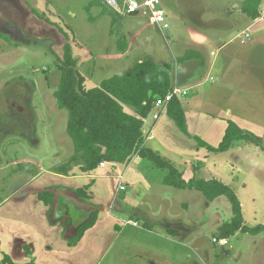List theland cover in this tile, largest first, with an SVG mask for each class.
Listing matches in <instances>:
<instances>
[{
    "label": "rangeland",
    "instance_id": "1",
    "mask_svg": "<svg viewBox=\"0 0 264 264\" xmlns=\"http://www.w3.org/2000/svg\"><path fill=\"white\" fill-rule=\"evenodd\" d=\"M206 1L208 0H161L166 12V22L169 24V28L164 31H160L142 13H117L103 3L101 6L100 0H42V5L37 1L36 10L31 12L38 21H42L48 36L53 37L52 41L34 36L36 34L28 35L20 29L18 34L10 31L8 25L4 26L0 30L2 38L0 40V100L4 98L6 88L19 83L33 89L31 99L33 106L30 107L25 93L18 89L23 95L25 113L18 115L19 123H15L17 130L8 133L0 131V202L11 194L14 187L29 179L34 173L42 169L55 170L63 164H69L74 153V144L66 133L68 112L59 109L53 94L60 79V71L56 64L60 57L56 55L59 56L57 49L62 43L66 41L70 44L76 43L79 48L88 47L90 52L95 54L91 63L82 65L84 72L93 69L91 81L95 84L94 87L99 86L102 80L130 69L139 56L150 57L159 64L164 59L167 60L172 64L171 77H174L176 66L174 55L177 50L173 36L176 35L175 33L186 36L187 28L184 29V24L188 21L194 23L185 15L179 18L178 16L186 6H199ZM217 3L216 1L215 4ZM225 3H230L228 7H232L229 0H222V8L227 6ZM263 3L264 0L262 5ZM199 9L193 7L190 11ZM206 12L209 13L211 10ZM36 13L42 17H38ZM235 13H238V10ZM134 31L137 32L138 37L132 45L134 55L131 59L119 61L116 58L118 55L116 51ZM237 31L232 30L228 34L226 32L227 35L221 40L226 41ZM250 34L248 43L240 44L237 40L236 48L232 46L240 51L242 56L236 64L224 61L219 52L220 60H217V68L213 73L207 74L208 67H200L198 72L193 73L199 69L194 57L185 61L191 65L192 73L185 72L183 63L186 83L180 86L194 85L203 82L207 77L209 83L204 82L197 88L190 89L183 99L196 95V92L203 93L202 98L193 97L194 104L199 111L205 113V116L210 114L211 117L223 105H233L234 112L230 116V121L258 136L261 146L264 147V22L253 27ZM210 46L216 48L214 44H209L208 49ZM181 70L182 67L180 72ZM176 72L179 75V69ZM224 86L233 88V91H225L221 95ZM214 89L217 93L210 103L208 92ZM226 95L232 98L226 101L224 99ZM184 108L189 111V107ZM30 109L35 115L32 122L31 117L27 115ZM153 112H150L146 118L147 130L150 123H155ZM164 117L162 115L158 121L164 120ZM197 118L190 119L189 129L193 134H198L205 143L207 141L213 147L223 141L225 122H222V138L221 135L215 138L214 133L218 135L219 126L211 124V128H208V123L201 120V115ZM25 120H29V123ZM30 130H33V134ZM156 136L155 139L148 141L146 147L171 148V151L166 149L164 151L174 159V163L187 154V150L193 149L190 148L193 144L202 148L196 139L183 134L171 120L161 127L158 126ZM194 157H190L192 161L186 163L190 167L182 165V168L196 169L197 160ZM214 157L216 165L200 166L199 172L194 170V177L217 179L230 186L240 201L243 224L248 227L264 225V150L244 140H234L226 151L211 155L209 162H213ZM144 162L149 163L147 160ZM199 162L201 161L197 163ZM132 166H127L124 171L122 184L126 190L117 191V195H123L125 199V202L120 203L123 206L120 215H123V220H127L136 219L134 211L147 214L149 217L147 216L145 220L148 227L142 219H139V222L136 220L138 227H133L129 223L122 224V233L116 239L114 247L109 248L106 245L108 242V237L105 235L106 225L97 224L88 235L91 245L88 244L81 251L70 252L65 264H112L113 254L119 260L116 263L123 264L120 261L124 260L127 251L132 254L131 264H133L138 258L133 257L135 251L129 246L133 249L139 247L141 252H148L149 256L143 260L145 262L149 259L155 260L149 264H156V261L165 258L168 262L161 260V264L169 262L173 264L174 260L183 263L186 252L189 260L195 264H264V232L258 233L257 236L241 232L233 233L229 245L233 244L234 249H230L225 242L221 226L230 223L233 218L232 205L226 196H219L209 202L196 190L173 188L159 182L152 183L143 178L142 173L136 168L134 170L136 177L129 176ZM120 168L123 171L124 166ZM155 168L156 174L166 173ZM109 188V184L97 183L94 191L98 201L106 203L111 199ZM97 213L102 215L103 212ZM165 217L171 218L172 221L169 222ZM114 220L112 216V221ZM170 226L174 227L172 232L167 229ZM9 228L11 225H7V229ZM121 245L125 246L127 251L117 255L115 249ZM69 251L71 250L67 253ZM222 253L231 255L222 257Z\"/></svg>",
    "mask_w": 264,
    "mask_h": 264
},
{
    "label": "crops",
    "instance_id": "2",
    "mask_svg": "<svg viewBox=\"0 0 264 264\" xmlns=\"http://www.w3.org/2000/svg\"><path fill=\"white\" fill-rule=\"evenodd\" d=\"M37 1L39 5H42V0ZM37 1L0 0V30L4 28V26L8 25V28H10V31L12 32L15 31L19 34L18 29H20L28 35L36 34L34 36L41 37L42 39H49L50 41H52L51 39L53 37L48 36L45 29L43 28L44 25L42 24V21H38L37 17L33 14V12H31V10L34 11V9L36 8L35 3ZM216 1L218 2L217 4H215ZM244 1L245 0H229V2H231L230 6L232 7H228L230 3H225L227 6L223 5L224 8H222V0H208L205 2V4L202 3V5L199 6H186V8L183 9V12H181L178 16L179 18L180 16L185 15L188 20H193L194 23L191 24L188 21L187 24H184V29L185 27L187 28L185 30L186 36L180 35L178 33H175L177 35L176 38V35L173 36V42H175V48L177 50L174 55L176 62L174 77H171V63L164 59L160 65L168 63L171 65L169 71L171 90L173 88H177L181 91H187V94H179L175 97L178 98L184 110L187 130V133L185 135L189 138L202 140V138L198 136V134H193L189 129L190 119L193 117L194 119H196L197 116L200 115L202 116L201 120L208 123V128H211V124L219 126L218 135H216V132L214 133L215 138H218L222 134V122H225V131L227 127L226 125L231 119L230 116L234 112V106H222L221 103L219 104V106H222V108L217 113H215L213 117H211L210 114V116H205V113L199 111L197 109V105L194 104L195 99L193 97L198 96V98H202L203 93L196 92V95H193L192 97L184 100L183 96H187L190 89L197 88L204 82L209 83V79L207 80V77H205L203 82H198L194 85H184L183 87L180 86V84L186 83L184 80L186 76L184 73L183 63L185 72L187 74H191V65L189 63H186L185 61H188L189 59L194 57L193 59H195L194 61L196 62V66H199V69H197L193 73L198 72L200 70V67H208L209 70L207 74H209L210 72L213 73L214 69H216L218 66L217 60H220V55H218L219 52H221V58L223 57L224 61H229L233 64H236L239 61V58L242 57L241 52L233 48H236V44H238L236 41L238 40L240 44L248 43L249 39L251 38L250 30L253 27L258 26L261 22H264V5H262L263 0H261L259 4L260 16L256 19H252L242 12V5ZM193 7H198L200 9L197 11H190V9ZM206 10H211V12L207 13ZM236 10H238V13H235ZM205 14L208 15L205 16ZM236 16H238V18H236ZM159 30L164 31L166 30V28ZM232 30L239 31H237V33H235L226 41H222L221 38L224 39L228 33L232 32ZM136 33L137 32L134 31L130 38H126V40H124L120 44V47L122 49L119 48L116 51L118 53L116 58L119 61L128 58L131 59V57H133L134 50H132V45L134 40L138 38ZM131 37L133 40H131ZM1 39L2 38L0 35V40ZM65 43H67V41L61 44V49L60 47L59 49H57L54 44V50L57 49L59 55H56V57L62 58V48ZM209 44H214L216 48L213 49V47L210 46V48L208 49ZM70 45L72 48V56L76 60V69L84 77L85 88L94 87L95 84L91 81V77L93 76L94 72L93 69L90 72H84L82 70V65L87 62L91 63L95 57V54H92L90 52L91 50L88 47L79 48L76 43H71ZM217 55L218 57H216ZM199 56L201 57L199 58ZM143 59L146 58H143L142 56L137 57L136 63L141 62ZM58 63L59 60L57 59V66ZM181 67L182 70L180 72ZM177 69H179V75L176 72ZM125 71L126 70L122 71L119 74H122ZM179 86L182 88H180ZM1 87H6V85H1ZM18 89H20L21 92L25 93V97H27V102L30 104V107L32 108L33 106L31 100L33 97V89H30L29 86L17 83L14 85L12 84L10 88H6L4 98L0 100V131H3V133L17 130L18 127L15 126V123H19V121H17L18 115L25 113V104L22 101L23 95L20 91H18ZM216 91L217 90L214 89L208 92V100H210V103L212 98L217 93ZM225 91H233V88L224 86L222 88L221 95L222 92L224 93ZM231 98L232 96L230 95H226L224 97L226 101L230 100ZM125 107L127 111L134 113V111L130 107ZM184 107H189V111H187ZM152 111H154L153 118L156 113H159V117L157 119L154 118L155 123H150V126L147 124L149 126L148 130L146 128L147 117L143 119L142 136L143 145L145 147L148 141L157 137L156 135L158 126L161 127L164 124H167L169 120H171L168 116H166V108L159 109L157 107H154L153 105L150 112ZM27 115L31 117L32 122L35 118V115L33 112H31V109ZM162 115L165 116V119L159 122L158 119ZM191 115L193 116L191 117ZM25 121L29 123V120ZM30 131L32 132L33 130ZM205 144L209 145L207 141ZM194 145L195 144L190 147L193 149L187 150V154H182L183 156L181 157V159H178L177 163H174V159H172L169 155H166L164 151L166 149L165 147L163 148V146L160 145L161 147L148 148L158 152L159 154L160 152H162L161 154L163 155H160L168 159L182 173V177L187 181L190 178L194 177V170L199 172V170L201 169H199L200 166L210 167L211 164L216 165L215 157L212 158L213 162H209V160L211 159V155L216 152L208 151L205 146L200 145L202 148H199L196 147L197 145ZM166 150L171 151V148ZM190 157H194L197 162L201 161L199 163H195L196 169H188V167L190 166L186 165V163L189 160L192 161ZM144 160L145 159L140 158L137 154H133L131 158L125 163L103 162L104 164L102 166H100L99 163L98 167L91 171H82L79 165L72 164L71 169L67 174L58 173L56 169H42L41 171H38L31 175L29 179L14 187L11 194L6 197L4 201L0 202V260L2 259L3 255L6 254L14 262L20 264L27 263L30 261V259H33L34 264H65L68 261L67 259L70 252H77L79 250L81 251L88 244L91 245L88 235L91 233V231H93L97 224L106 225L107 230L105 235L108 237V242L106 243V245L109 248L114 247L116 239L122 233V224L129 223L133 227H138V220L142 219L145 221L146 226L148 227L147 221L145 220L148 215L141 212L139 213V211L133 212L135 213L136 219H122L123 215H120V213L123 212V206L120 203L125 202V199L123 195H117V191L126 190V187L122 184V181L125 174L124 171L129 165H133L129 176L136 177V173L134 172L136 168L137 171L142 173L143 178L147 179L148 181L155 184H158V182L163 184V177L165 174H156V168L152 166L149 161L148 162L150 164L145 163ZM182 165L188 167L182 168ZM121 166H124L123 171L120 168ZM21 170L23 171V169ZM154 175L156 176L154 177ZM95 181L97 183H106L110 185L109 191L111 192V199L107 200L106 203L105 201L102 202L97 200L94 191L97 185ZM120 184L124 186V189H119ZM84 187H88L87 189H85V193L89 197L88 201L82 200L75 193L77 189H83ZM39 194H51L52 200H50V203L46 205L42 200L39 199ZM44 198L49 200L46 195ZM8 203L9 205L5 208ZM99 211L103 212L102 215H98L97 212ZM94 212H96L97 214L95 223L90 228L84 231L82 237L76 245L69 246L68 239L74 238L76 236L78 227L90 220ZM112 216L115 218L114 222L112 221ZM165 219H168L169 222L172 221V219L168 217H165ZM7 225H11V228L7 229ZM167 229L171 230L169 232H172V230H174V227L171 228L170 226L167 227ZM232 237L230 235L226 239L225 237L223 238L229 245V241L232 239ZM229 247L230 249H234L233 244H230ZM129 248L132 251H135L133 257L135 256L136 258H138V261L134 262L133 264H149V262L155 261L149 259L147 260V262H145L143 259L149 256L148 252H141L142 250L139 247L137 249H133L131 246H129ZM67 249L71 251L67 253ZM115 251L117 252V255H119V253H121L122 251L127 250L125 249V246L121 245L117 249H115ZM28 252L30 253L27 254ZM114 255L115 254H113V258L111 259V261L112 264H117L119 260L117 259V256ZM184 255L185 261L183 263L182 261L174 260L173 264H195V262L189 260L187 252ZM229 255L231 254L229 253ZM229 255L226 253H222V257H227ZM161 260L166 263L168 262L166 258ZM161 260L156 261V264H161ZM120 262H122L123 264H131L132 254L127 251V255L124 256V260ZM168 264L171 263L169 262Z\"/></svg>",
    "mask_w": 264,
    "mask_h": 264
},
{
    "label": "trees",
    "instance_id": "3",
    "mask_svg": "<svg viewBox=\"0 0 264 264\" xmlns=\"http://www.w3.org/2000/svg\"><path fill=\"white\" fill-rule=\"evenodd\" d=\"M260 2L261 0H245L242 12L252 19L258 18ZM119 48L122 49L120 46ZM62 51L63 55L58 63L60 79L54 97L59 109L68 112L66 133L74 144V153L69 164L56 169L58 173L67 174L71 163L79 165L86 172L94 170L101 162L125 163L133 154H137L166 172L163 177L165 185L178 189H195L209 202L218 196H226L232 205L233 218L230 223L221 226L223 237L227 238L237 231L251 235L264 231L263 224L254 227L243 224L240 201L230 186L217 179L193 177L186 181L168 159L143 145V119L150 113L155 99L164 97L171 91L169 63L160 65L146 58L122 74L102 80L97 87L85 88L84 77L76 69V60L72 56L69 42L64 44ZM124 105L134 113L127 111ZM166 114L182 133H187L184 110L178 98L173 97L168 102ZM196 140L208 151L216 153L226 151L234 140H244L264 150L258 136L239 128L233 121H228L223 141L216 147L206 145L200 139ZM87 188L75 191L84 201L89 200L85 193ZM45 195L49 200L44 198ZM45 195L39 194L38 197L47 205L52 200V195ZM96 217L94 212L90 220L78 227L76 236L68 239L69 246L77 244L84 231L95 223ZM0 264L20 263L4 254ZM23 264H34V261L30 259Z\"/></svg>",
    "mask_w": 264,
    "mask_h": 264
},
{
    "label": "built area",
    "instance_id": "4",
    "mask_svg": "<svg viewBox=\"0 0 264 264\" xmlns=\"http://www.w3.org/2000/svg\"><path fill=\"white\" fill-rule=\"evenodd\" d=\"M103 4L107 5L117 13L135 14L142 13L148 17L150 22L157 26L159 29H165L168 27L166 12L162 6L161 0H101ZM185 95L187 91L173 88L164 97H157L154 101V107L159 109L167 108L168 102L177 95ZM159 113L154 115L157 119ZM104 163L101 162L100 166ZM119 189H124L123 185H119ZM216 241V239H214Z\"/></svg>",
    "mask_w": 264,
    "mask_h": 264
}]
</instances>
